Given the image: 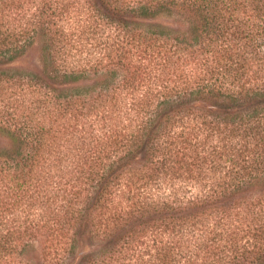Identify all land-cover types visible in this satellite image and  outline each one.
I'll use <instances>...</instances> for the list:
<instances>
[{
	"label": "trees",
	"instance_id": "1",
	"mask_svg": "<svg viewBox=\"0 0 264 264\" xmlns=\"http://www.w3.org/2000/svg\"><path fill=\"white\" fill-rule=\"evenodd\" d=\"M73 1L0 0V264H264V0Z\"/></svg>",
	"mask_w": 264,
	"mask_h": 264
},
{
	"label": "rangeland",
	"instance_id": "2",
	"mask_svg": "<svg viewBox=\"0 0 264 264\" xmlns=\"http://www.w3.org/2000/svg\"><path fill=\"white\" fill-rule=\"evenodd\" d=\"M82 0L69 2L68 8L66 9L67 13L58 20V25L61 26L62 33L65 34L69 38V43L82 38V57L79 61L89 64L97 63V17L89 16V13L85 10V7L82 5ZM79 10V11H77ZM45 21L51 20V15H45L42 17ZM41 19V20H42ZM57 16L53 18L56 20ZM106 30V29H105ZM106 33V31H105ZM110 36V37H109ZM105 37V38H104ZM103 38L107 39L108 37L111 39L112 34H105ZM69 43L66 45H69ZM79 46V45H77ZM74 50H70V54H73ZM65 54V51H64ZM74 58V57H73ZM72 57L66 56L65 62L67 64H73L74 62L71 60Z\"/></svg>",
	"mask_w": 264,
	"mask_h": 264
}]
</instances>
